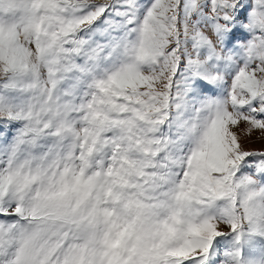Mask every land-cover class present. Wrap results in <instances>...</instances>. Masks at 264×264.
<instances>
[{"label":"snow or ice","instance_id":"1","mask_svg":"<svg viewBox=\"0 0 264 264\" xmlns=\"http://www.w3.org/2000/svg\"><path fill=\"white\" fill-rule=\"evenodd\" d=\"M240 122L264 0H0V264H264Z\"/></svg>","mask_w":264,"mask_h":264},{"label":"rangeland","instance_id":"2","mask_svg":"<svg viewBox=\"0 0 264 264\" xmlns=\"http://www.w3.org/2000/svg\"><path fill=\"white\" fill-rule=\"evenodd\" d=\"M232 130L236 132L237 137L245 150L264 151V130L251 128L246 122H240L236 126H232ZM244 174H253L251 168L244 170ZM2 219V218H0ZM230 238H222L218 244L219 258L216 264H222L226 246L229 244ZM257 245L256 250L258 251Z\"/></svg>","mask_w":264,"mask_h":264}]
</instances>
